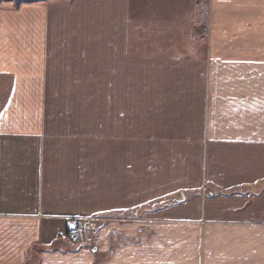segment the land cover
<instances>
[{"label":"crops","instance_id":"crops-1","mask_svg":"<svg viewBox=\"0 0 264 264\" xmlns=\"http://www.w3.org/2000/svg\"><path fill=\"white\" fill-rule=\"evenodd\" d=\"M137 1L0 3V264H264V0H195L190 57ZM140 153L191 155L195 197L76 251L63 218L138 200Z\"/></svg>","mask_w":264,"mask_h":264},{"label":"rangeland","instance_id":"rangeland-1","mask_svg":"<svg viewBox=\"0 0 264 264\" xmlns=\"http://www.w3.org/2000/svg\"><path fill=\"white\" fill-rule=\"evenodd\" d=\"M151 1H153V3H150L149 0L137 1V21L140 40L143 41L149 37V43L154 44L156 48L160 47L162 50L163 48L166 49L165 52L160 51L161 53L157 49L155 52H159V54H166L170 56L180 55L184 57L193 56V53H190V50L194 46V41H192L190 35H188L191 34L188 31L193 25L194 20H197L193 18L197 17L200 11H202V9L198 10L196 8L197 1ZM177 3L181 4V9L184 11L185 16H180L181 11L179 10ZM158 5L160 8H158ZM198 29H196L195 32H197ZM191 159V155L184 154L150 155L146 153H140L138 169V200H136L133 196L132 199H130L131 201L128 203V208L126 209L117 210L111 213L102 212L92 216L83 215L84 217L99 218V221L92 226L90 241L91 234L98 225L111 222L112 220L129 222L144 219L148 215L152 216L168 206L181 204L182 202L180 193H184L186 199L194 198L195 195L193 193H189V196L185 194V190L189 187L186 186V181L180 179V176L189 170L188 165H192ZM151 166H153V168H151ZM184 169H187L186 172L181 173L180 170L184 171ZM187 181H189V179H187ZM127 183L129 182H127L125 179L120 180V189L129 192L130 186L127 185ZM67 217L72 216L64 217L63 220L65 223ZM115 237L118 241L117 243L119 244L132 243L128 237L122 236L120 238V236L117 237V235ZM65 241L67 244L71 245V243L66 238V232ZM89 245L90 242L87 246H81V249L87 248ZM73 247L77 250V248L80 246ZM33 259L29 264H36V261Z\"/></svg>","mask_w":264,"mask_h":264},{"label":"built area","instance_id":"built-area-1","mask_svg":"<svg viewBox=\"0 0 264 264\" xmlns=\"http://www.w3.org/2000/svg\"><path fill=\"white\" fill-rule=\"evenodd\" d=\"M202 6H203L202 1L196 4V8H201ZM199 36L202 41H205L207 39V31L204 29L201 30ZM98 221H99L98 217H84V216L67 217L66 238L71 243V245L75 247L87 246L90 242V233L92 231V226ZM115 234L116 233L114 232L113 235L116 236Z\"/></svg>","mask_w":264,"mask_h":264},{"label":"trees","instance_id":"trees-1","mask_svg":"<svg viewBox=\"0 0 264 264\" xmlns=\"http://www.w3.org/2000/svg\"><path fill=\"white\" fill-rule=\"evenodd\" d=\"M51 0H0L1 2H6V3H13L16 6H20L22 4H38V3H43Z\"/></svg>","mask_w":264,"mask_h":264},{"label":"water","instance_id":"water-1","mask_svg":"<svg viewBox=\"0 0 264 264\" xmlns=\"http://www.w3.org/2000/svg\"><path fill=\"white\" fill-rule=\"evenodd\" d=\"M184 200H185V196H184V194L182 193V194H181V201H184ZM81 248H82L81 246L78 247L76 251H80Z\"/></svg>","mask_w":264,"mask_h":264}]
</instances>
